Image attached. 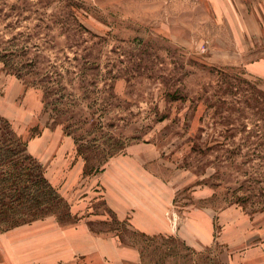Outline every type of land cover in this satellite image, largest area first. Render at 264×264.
<instances>
[{"label": "rangeland", "instance_id": "374dc122", "mask_svg": "<svg viewBox=\"0 0 264 264\" xmlns=\"http://www.w3.org/2000/svg\"><path fill=\"white\" fill-rule=\"evenodd\" d=\"M225 4L0 0V264H264V0Z\"/></svg>", "mask_w": 264, "mask_h": 264}, {"label": "crops", "instance_id": "0c3cea01", "mask_svg": "<svg viewBox=\"0 0 264 264\" xmlns=\"http://www.w3.org/2000/svg\"><path fill=\"white\" fill-rule=\"evenodd\" d=\"M212 3H214L215 7L219 10L220 13H218L219 17L225 18V17H235L239 18L245 15H242L238 12V10L233 8V5H226L225 2L227 0H210ZM217 2V3H215ZM220 2V4H219ZM231 12V13H228ZM249 17H255L256 15L252 13L251 15H248Z\"/></svg>", "mask_w": 264, "mask_h": 264}, {"label": "trees", "instance_id": "16d2710c", "mask_svg": "<svg viewBox=\"0 0 264 264\" xmlns=\"http://www.w3.org/2000/svg\"><path fill=\"white\" fill-rule=\"evenodd\" d=\"M9 139L10 140H7L6 142L2 143L3 145L0 148V151H4L3 152L4 155H7V154H12L13 156L20 155V153L23 152V151H21L20 143L17 140H15V138H13V137H11ZM31 202H33V201H31ZM27 204H29V202H27Z\"/></svg>", "mask_w": 264, "mask_h": 264}]
</instances>
